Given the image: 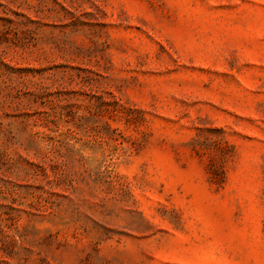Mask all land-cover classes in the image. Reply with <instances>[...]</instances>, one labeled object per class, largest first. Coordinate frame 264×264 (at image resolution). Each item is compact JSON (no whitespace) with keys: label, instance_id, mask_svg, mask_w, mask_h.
I'll return each instance as SVG.
<instances>
[{"label":"rangeland","instance_id":"374dc122","mask_svg":"<svg viewBox=\"0 0 264 264\" xmlns=\"http://www.w3.org/2000/svg\"><path fill=\"white\" fill-rule=\"evenodd\" d=\"M0 264H264V0H0Z\"/></svg>","mask_w":264,"mask_h":264}]
</instances>
